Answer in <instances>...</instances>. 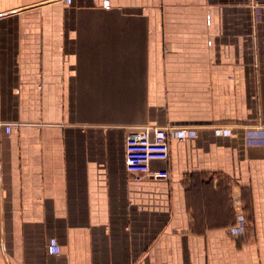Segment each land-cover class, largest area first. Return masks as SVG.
<instances>
[{
  "label": "crops",
  "instance_id": "1",
  "mask_svg": "<svg viewBox=\"0 0 264 264\" xmlns=\"http://www.w3.org/2000/svg\"><path fill=\"white\" fill-rule=\"evenodd\" d=\"M260 125L264 0H0V264H264Z\"/></svg>",
  "mask_w": 264,
  "mask_h": 264
},
{
  "label": "built area",
  "instance_id": "2",
  "mask_svg": "<svg viewBox=\"0 0 264 264\" xmlns=\"http://www.w3.org/2000/svg\"><path fill=\"white\" fill-rule=\"evenodd\" d=\"M9 123V131L14 127ZM196 134L193 128H173L147 125L140 129L131 131L126 139V167L134 175L136 181L146 179L162 180L169 179L171 176L168 168L159 170L152 169L155 161L168 162L171 158V140L173 138L185 139ZM247 139L250 143H264V125L247 132ZM246 220L240 215L238 224L230 230L232 234H240L245 231ZM50 251L57 253L60 246L55 238L51 239Z\"/></svg>",
  "mask_w": 264,
  "mask_h": 264
}]
</instances>
